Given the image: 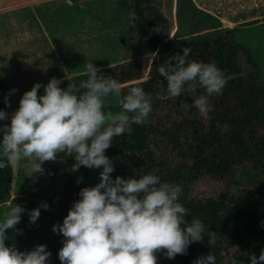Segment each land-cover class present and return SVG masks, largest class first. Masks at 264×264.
<instances>
[{"label":"clouds","instance_id":"obj_1","mask_svg":"<svg viewBox=\"0 0 264 264\" xmlns=\"http://www.w3.org/2000/svg\"><path fill=\"white\" fill-rule=\"evenodd\" d=\"M169 57L166 66L157 70L167 82L170 97L181 94L185 84L198 81L206 95L194 100L200 114L209 112L208 97L222 94L227 84L224 73L215 63L189 60L191 49ZM175 61V63H173ZM101 69L89 62L85 66L86 80L78 86L61 88V79L50 78L44 94L38 95L41 83H35L20 98L19 107L10 123L0 127V169L14 166L22 159L33 162L31 173H44L45 162L56 161L59 153L74 157L71 171L82 166L99 169L100 180L93 187H83L79 200L73 202L62 224L52 231L62 234L63 246L58 257L61 264H157L156 253L168 259L187 254L193 242H201L205 227L199 219L187 221V209L178 202L180 185L162 182L155 174L112 177L114 164L106 150L113 138L129 131L132 124L143 125L152 111L150 98L142 87L130 86L121 99V111L105 112V98L119 96L121 84L101 74ZM193 92L195 86H193ZM17 91L11 89L9 95ZM5 103H8L7 97ZM9 116L0 110V120ZM6 161V162H5ZM82 177L77 178L80 183ZM44 209L47 203L41 205ZM25 212L19 204L11 206L0 221V264H48L51 253L45 244L30 251H20L6 244L7 230L15 229ZM35 223L40 208L29 213ZM184 225V227H182ZM19 231V230H18ZM214 240V232L207 233ZM210 251L201 254L192 264H215ZM250 264H264V249L253 254Z\"/></svg>","mask_w":264,"mask_h":264},{"label":"trees","instance_id":"obj_2","mask_svg":"<svg viewBox=\"0 0 264 264\" xmlns=\"http://www.w3.org/2000/svg\"><path fill=\"white\" fill-rule=\"evenodd\" d=\"M150 1L131 0V21L154 55L111 66L112 78L121 84L122 92L117 104L104 106L103 110L121 111V99L130 86L142 87L149 98L151 88L159 86L163 97L143 125L132 124L129 131L114 137L105 154L111 158L114 167L128 161L139 175L155 174L162 182L177 185L180 180L190 183L202 176L222 181L233 174L236 164L246 162L264 170V84L249 86L244 91L240 65L236 60L238 49L232 41L230 28H224L222 35L214 37L202 34L204 32L196 33L192 28L177 43L181 54L184 47L191 49L190 61L215 63L227 80L222 94L208 97L210 110L203 116L194 105L196 98L206 95L198 81L185 84L179 96L170 97L166 80L160 75L158 80L153 76L160 66L168 64L169 57L174 54H171L172 42L167 38L168 32L161 15L154 11L148 12V15L143 13L144 4ZM144 75L151 77L141 80ZM229 94L233 95L232 105L221 108ZM0 110L9 112L1 82ZM8 123L10 119L0 120V127ZM229 124L234 128L227 133ZM151 130L167 140L178 164L180 178L152 147L148 139ZM244 131H247V138L243 137ZM0 159L3 157L0 156ZM12 167L0 169V202L10 198ZM97 173H100L99 169L82 168V180L76 184L71 203L80 199L78 194L85 180ZM178 202L188 211L187 221L195 218L203 223L206 230L204 239L193 242L187 254L177 255L174 259H168L161 252L156 253L157 264H192L201 254L210 251L216 257L215 264H250L251 256H259L264 249V183L190 201L185 200L182 190ZM15 232L18 242L26 236L21 220L15 226ZM209 232L215 235L211 243ZM63 239L40 243L45 244L51 253L48 264H61L58 252L63 246ZM37 245L18 246L17 249L30 251Z\"/></svg>","mask_w":264,"mask_h":264},{"label":"rangeland","instance_id":"obj_3","mask_svg":"<svg viewBox=\"0 0 264 264\" xmlns=\"http://www.w3.org/2000/svg\"><path fill=\"white\" fill-rule=\"evenodd\" d=\"M38 10L18 12V19H30V26L20 29L32 34V71L46 61L45 77L77 76L66 79L68 85L78 86L86 76L83 74L87 63L92 62L101 69V74L112 77L111 66L131 59L154 55L145 44L141 34L131 21V0H78L68 2L64 9H57L61 0H40ZM57 3V4H56ZM72 3V5H71ZM154 11L161 15L167 38L171 39V54L180 53L178 40L188 35L190 29L206 36H219L224 28H230L232 41L237 46L236 60L240 65V77L244 91L250 86L264 84V0H151L144 4L143 13ZM24 16V17H23ZM232 23V26H231ZM193 25V26H192ZM191 26V27H190ZM39 47V48H38ZM75 74H74V73ZM64 73V74H63ZM74 74V75H73ZM159 79V73L153 75ZM144 75L141 80L150 78ZM34 81V80H32ZM163 97L160 87H152L150 102L155 108ZM119 96L105 98L104 106L115 105ZM233 95L224 99L221 108L232 105ZM120 111L113 112L118 113ZM229 124L226 132L233 129ZM148 139L152 147L161 155L169 169L179 178L178 164L170 151L165 138L158 137L152 130ZM243 137L247 138V131ZM74 157L57 155L56 161L45 162L44 173L32 174V178L23 183L30 185L18 189L19 194L13 205L19 204L25 209L21 223L26 228V236L18 242L14 229H8L6 244L26 248L50 240L63 238L62 234L52 231L54 224H62L83 166L76 172L71 171ZM33 164V162H32ZM111 174L129 177L139 175L128 161L118 163ZM100 180L99 173L88 177L83 187H93ZM264 183V170L250 163L236 164L233 174L222 180L214 181L207 176L186 183L180 180L186 201L201 199L222 192L251 187ZM19 191V192H16ZM43 203L48 208L41 207ZM11 204V203H10ZM8 203V206L10 205ZM40 208V216L35 223L29 222L28 213Z\"/></svg>","mask_w":264,"mask_h":264},{"label":"crops","instance_id":"obj_4","mask_svg":"<svg viewBox=\"0 0 264 264\" xmlns=\"http://www.w3.org/2000/svg\"><path fill=\"white\" fill-rule=\"evenodd\" d=\"M38 1L40 0H0V82L3 85L4 99L7 97L8 100L9 112L7 114L9 119L18 109L20 98L25 91L30 90L35 83L39 82L42 87L39 89L38 95H43V85H46L50 80V78L45 77L47 74L46 61H43L40 68L39 66L34 67L36 71H32V34L20 29L21 27L30 26L29 22L32 20L16 17L17 13L21 11L38 10L41 6ZM68 1L70 2V0ZM66 5L67 2L61 0V3L56 6H58L57 9H64ZM64 73H66L64 77H56L62 80L61 88L67 84L66 79L77 77L68 76L67 72ZM11 89L17 91L9 95ZM31 169L32 161L28 159H22L12 167L10 198L0 202V221L3 220L4 213L10 208L8 203L13 204L15 199L19 197V194L14 193L13 188L20 189L30 186L23 183V181L32 178V175H30Z\"/></svg>","mask_w":264,"mask_h":264},{"label":"water","instance_id":"obj_5","mask_svg":"<svg viewBox=\"0 0 264 264\" xmlns=\"http://www.w3.org/2000/svg\"><path fill=\"white\" fill-rule=\"evenodd\" d=\"M65 2H67V3H68L69 1H68V0H65Z\"/></svg>","mask_w":264,"mask_h":264}]
</instances>
